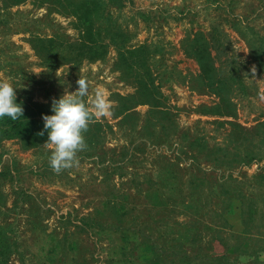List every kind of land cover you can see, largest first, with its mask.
<instances>
[{
	"label": "rangeland",
	"instance_id": "1",
	"mask_svg": "<svg viewBox=\"0 0 264 264\" xmlns=\"http://www.w3.org/2000/svg\"><path fill=\"white\" fill-rule=\"evenodd\" d=\"M3 8L0 80L19 99L52 109L83 76L113 108L60 174L47 140L0 141V264H264V0H103L95 31L144 47L135 66L160 104L122 115L136 85L116 45L49 57L31 41L80 43V21L38 0ZM196 43L217 48L221 90L198 77Z\"/></svg>",
	"mask_w": 264,
	"mask_h": 264
},
{
	"label": "trees",
	"instance_id": "2",
	"mask_svg": "<svg viewBox=\"0 0 264 264\" xmlns=\"http://www.w3.org/2000/svg\"><path fill=\"white\" fill-rule=\"evenodd\" d=\"M28 0H2L4 8L17 5ZM34 1V0H31ZM40 3H48L64 9L67 13L74 15L80 21V27L83 29V40L80 43L67 44L64 46L62 43H55L54 39L37 38L31 41L32 48L36 52H44L49 57H58L59 59H81L99 60L105 57L108 53L109 46L116 45L119 48V60L123 66L124 75L133 78L136 85L134 94L120 97V106L118 107L119 115L126 113L137 105L150 104L155 107H160L157 103V98L153 95V84L150 82V70H141L137 68V61L134 56L140 49H129L126 46V41L115 42L113 38H108L110 41L105 42L104 37L101 36L102 32L94 28L95 19H99L103 12V0H38ZM3 8V9H4ZM65 13V12H64ZM115 33L118 37L123 33ZM199 34V33H198ZM199 36V35H198ZM198 39V37L196 38ZM36 42V44H35ZM44 44L38 47L37 44ZM203 44V45H202ZM195 44L193 52L190 56L196 60L199 66L200 74L198 75L203 81L214 88V91L221 90L224 79L218 75V68L214 65L213 61L215 55L212 54L217 48H210L206 44ZM70 50V52H66ZM72 50V51H71ZM55 51V53H53ZM68 57V58H67ZM79 59V60H78ZM136 65V66H135ZM17 103L22 104L24 109L23 117L16 121L11 120L9 117L0 119V141L4 139H20L23 140L28 146L36 147L46 140H48V133L44 129V115H52V109L47 108L48 105L33 104L28 105L27 102L17 97ZM44 132L43 135L39 133Z\"/></svg>",
	"mask_w": 264,
	"mask_h": 264
},
{
	"label": "clouds",
	"instance_id": "3",
	"mask_svg": "<svg viewBox=\"0 0 264 264\" xmlns=\"http://www.w3.org/2000/svg\"><path fill=\"white\" fill-rule=\"evenodd\" d=\"M76 83L75 92L66 91L58 100H53L54 114L42 117L48 133L44 145L51 150L49 165L56 174L79 167V153L88 148L84 134L90 124L112 115L113 102L103 88H96L90 95L86 77L80 76ZM16 100V88L9 80H0V119L9 117L16 121L23 117L22 104Z\"/></svg>",
	"mask_w": 264,
	"mask_h": 264
}]
</instances>
